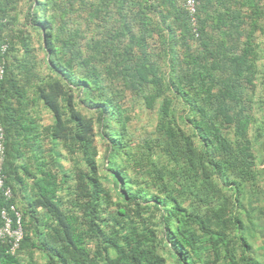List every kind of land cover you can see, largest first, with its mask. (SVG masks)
Returning <instances> with one entry per match:
<instances>
[{
    "label": "trees",
    "instance_id": "obj_1",
    "mask_svg": "<svg viewBox=\"0 0 264 264\" xmlns=\"http://www.w3.org/2000/svg\"><path fill=\"white\" fill-rule=\"evenodd\" d=\"M8 1L0 0V31L7 24L2 17ZM259 1L198 0V36H195L188 14L177 0H33L30 27L40 38L50 68L59 76H40L31 70L33 47L29 31H25L21 38L23 58L13 54L15 58L4 64L5 71L0 81V122L6 146L3 162L5 185L12 187V191L14 186L9 178L23 182L16 163L21 156L20 142L35 136L57 139L68 155L80 151L90 165L86 172L82 167L75 169L73 166L75 193L65 204L57 201L61 198L56 199L61 186L56 173L46 165L36 170V193L30 205L43 209L49 216V222L46 223L47 230L40 234L39 242L30 241L29 246L43 251L48 264H156L148 245L155 232L154 213L148 210L147 205L139 208V202H136V219L141 221L138 230L132 227L128 234L121 235L117 228L107 229L102 225L104 209L101 203L104 199L109 200L110 189L104 186L98 174L97 151L93 144L94 122L76 108L73 94L63 83L74 82V73L78 70L84 71L78 76L83 83L78 100L86 108L101 110L103 134L110 142L107 167L118 182L117 192L124 196L126 203L142 194L140 190L130 193L128 189H132L128 184L131 180H126L120 173L125 166L122 161L132 162L134 154L126 149L129 145L121 133L125 122L123 110L114 93L110 96L108 89L103 88L101 74L96 68L99 62H106L104 67L109 79L124 84L116 94L118 97H123L122 92L129 89L128 92L136 97L141 96L147 107H153L160 98L157 126L164 132L165 142L161 147L171 167L167 176L157 164L153 169L160 180L165 177L174 179L181 189L168 190L167 183H163L168 192L164 197L153 194L152 198L160 207L170 248L173 251L183 248L178 256L180 264H184L185 252H197L198 246L215 251L226 246L224 229L234 232L241 229L243 221L237 208L242 206V202L244 211L248 206L241 199L245 192L242 190L243 180L238 178L237 172L248 169L250 162L247 158L252 155L226 139L221 125L233 124L236 135H246L249 115L244 111L246 104L239 94L244 84L254 83L257 72L256 60L260 52L258 45L248 38L251 29L247 30L246 24L249 20L254 25L260 16ZM75 11L79 12L82 23L72 19ZM92 26L97 29L98 37L89 40L87 34ZM215 31L220 35L215 36ZM242 36L246 38L242 40ZM176 39L179 40L178 50L173 48ZM6 42L7 48L2 53L0 40V63L10 47L14 49L12 42ZM156 42L159 43V51L155 50ZM194 44L197 47L192 49ZM236 48L239 52H235ZM161 54L171 64L167 75L164 73L168 88L185 101L189 99L188 112L197 115V119L189 115L185 119L198 132L204 143L202 148L196 145L193 133H187L177 125L172 116L174 103L164 87ZM214 61L224 66L228 73L215 74L216 69L211 67ZM29 89L53 115V121L38 131L25 122L30 104ZM151 146L144 141L139 150L148 154ZM20 167L31 170L26 165ZM178 178L184 179L185 185L182 186ZM177 189L179 193L174 195ZM183 196L188 200L187 205L180 200ZM216 201L217 205H212ZM125 202L109 211L122 218L115 219L113 225L125 219ZM10 204H13V191L9 200L0 193V208ZM200 206L204 207L202 213L198 212ZM227 213H231V217ZM10 215L15 218L14 213ZM20 221L22 226V215ZM194 229H201L202 233ZM22 232L15 254L7 252V244L0 241L4 255L2 263L21 264L16 255L22 244L30 240L23 227ZM240 236L237 235L242 247L240 258L228 255V264H252L246 253L251 245L244 235ZM110 248L117 255L110 257Z\"/></svg>",
    "mask_w": 264,
    "mask_h": 264
},
{
    "label": "rangeland",
    "instance_id": "obj_2",
    "mask_svg": "<svg viewBox=\"0 0 264 264\" xmlns=\"http://www.w3.org/2000/svg\"><path fill=\"white\" fill-rule=\"evenodd\" d=\"M177 1L181 8H183V0ZM33 8V0H9L7 2L6 11L4 12V17H2L4 18L2 21L7 20V24L5 28L0 31V40L2 43L6 41L12 42V45L14 44V49L12 50L10 47L9 53L6 54L7 56H5V58H2V61L5 64V62L13 60L15 58L12 56L13 54L17 55L19 59L23 58L21 38L25 31H29L30 45L33 47L32 52L34 56L31 59V70L40 76L51 75L52 77H58L59 75L49 66L47 53L41 47L40 38L30 27ZM258 9L260 11V16L256 23L254 25L250 24L248 20L246 24V29H251V35L248 38H251L258 45L260 52L256 60L257 72L253 80L254 83L244 84L239 94L241 101L246 104L244 111L249 115L246 135L245 137L236 135L233 124L221 125L222 135L226 139L230 140L235 147H243L252 155L251 158H247V161L250 162L248 169L238 170L237 172L239 175L238 178L243 180L242 190L245 192L244 197L242 193L241 199H243L244 204H247L248 210L244 211L243 202L242 206L237 208V212L243 221L241 229H237L240 231L235 230L234 232L224 229L226 235L225 239L227 241L226 246H221L217 251L202 246H198L197 252L186 251L184 264H228V255L233 256L235 259H239L242 247L240 245L241 240L237 238V235L239 237H241L240 235H244L246 240L250 243V248L252 250L249 249L246 253L251 257L252 264H264V253L263 255L259 254V250H264V0L259 1ZM78 14L79 12L75 11L72 19H74V22L77 21L78 23H82V19L78 17ZM42 16L43 14H41L40 18ZM93 27L94 26H92V29L89 30L87 34V39L89 40L93 37H98L96 33L97 29ZM208 30L210 31L209 28ZM214 35L218 36L220 34H218V31H215ZM14 36L16 37L13 38ZM245 38L246 36H242V40ZM178 42V39L174 42L173 48L175 50L180 49ZM158 45L159 43L156 42V51L160 50ZM192 47V49H195L197 45L194 44ZM235 52H239V48H236ZM163 58L164 54H161L160 67L161 70L164 71L163 74L166 73L167 75L171 64L168 59ZM105 65L106 62H99L96 68L101 74L100 79L102 80L103 88L108 89L107 93H109L110 96L114 93L116 101L123 110L122 116L125 122L124 127L121 129V133L129 145L126 149L134 154L133 163L126 160L122 161V165L125 164V166L121 169L120 173L125 176L126 180H131L128 186L132 190L127 188L130 193L135 192V190H140L142 194L138 198L132 197L129 203H126L124 201V196L119 195L117 192L116 187L118 182L111 174L110 168L107 167V154L110 149V142L107 141L103 134L101 110L100 108H86L78 100V95H80L83 89V83L78 76H81L84 71L80 69L74 73V76H76L73 77L74 82L63 81L66 90L73 94L76 108H79L84 114L90 116L94 122L93 144L97 151L95 161L98 174L104 186L110 189V195L108 196L109 200L104 199L101 203V207L104 209L101 215L102 225L107 229L117 228L121 235L128 234L132 227H136L138 230L141 221L136 219L138 216L136 214V202H139V208L143 205H147L148 210L154 213L153 221L155 232L153 241L148 244L155 256L154 263L180 264L178 256L183 248L180 247V250L177 251H173L170 248L169 240L164 232L160 207L155 205L156 202L153 201H156V199L152 198L153 194L164 197L168 192L165 190L166 187L163 183H167L166 186L168 190L176 188L181 189L177 186L174 179L168 180L165 177L164 180H160L153 169V165L157 164L156 166L161 167L164 171L163 174L167 176L171 167L168 156L161 147L163 142H165L164 132L157 126V109L160 107V98L157 99L153 108L147 107L141 96L136 97L128 92L129 89L122 92L123 97H118L116 94H118L119 89H121L124 84L119 80L113 81L109 79L105 72ZM211 67L216 69L215 74L220 75L228 73L227 69L217 61L212 62ZM86 77L89 78L88 76ZM163 81H165L164 87L166 88V94L172 98V102L174 103L171 110L176 124L182 127L187 133H193L196 145L201 148L204 147V143L200 139L198 132L194 129L193 124L185 119L186 115L197 119L195 113L188 112L187 103L189 99L185 101L181 96H176L175 92L172 90L170 91L168 88L169 83L167 82V76L165 77V74ZM27 95L28 98H30L28 99L30 104L27 108V114L25 115V122L38 131L43 125L50 124L53 121V115L41 101L36 99L31 89H29ZM29 122L31 124H29ZM29 136H31V134H29ZM246 140L247 142L245 143ZM144 141H148L152 145L148 154H143V150H139ZM23 142H20L22 143L20 146L21 156L16 160V163L19 165L18 173L23 178V182L15 180V178H9L8 181L14 186L12 190L13 204L19 214L22 215L23 231L24 233H28L30 240L22 244L16 258L21 264H48L47 256L43 251L32 249L29 246L30 241L35 243L39 242V236L47 230L46 223L49 222V216L43 209L34 208L30 205L36 193L34 185V179L36 175H38L36 170L41 165H46L47 168L56 173L61 185L58 189L56 199L61 198L57 201L60 203L64 202L65 204L75 193L74 171L76 167H82L84 172H86L89 170L88 167H90V165L80 151H76L72 156L68 155L63 144L57 139L52 140L48 137L35 136ZM29 142L31 144H29ZM123 158L124 156H122V159ZM20 165H26L31 170L26 171L22 169ZM73 166H75V169ZM178 180L182 182V186L185 185L186 182L184 179L181 180L178 178ZM9 182L8 185L11 187ZM178 189L174 191V195H178ZM183 194L184 193H182V195ZM180 197H178V199ZM180 200L183 205H187L186 203H188V200H186L185 196ZM124 202L127 206V214L124 220L128 221V223L122 220L113 225L115 219L122 218L118 214L112 215L109 211L118 208L119 203L123 205ZM212 205L216 206L217 201L213 202ZM203 210L204 207H198L199 213H202ZM144 216H146V214ZM228 217H231V213ZM194 230L202 233L201 229ZM119 243H121V241H119ZM109 251L110 257L117 255V252L114 251L113 248H110ZM255 251H257V253H255ZM3 259L4 255H2L0 248V264H4L2 263Z\"/></svg>",
    "mask_w": 264,
    "mask_h": 264
},
{
    "label": "built area",
    "instance_id": "obj_3",
    "mask_svg": "<svg viewBox=\"0 0 264 264\" xmlns=\"http://www.w3.org/2000/svg\"><path fill=\"white\" fill-rule=\"evenodd\" d=\"M183 6L188 14L191 25L193 26V31L195 36H198L196 30V14L198 0H183ZM7 48V43L1 44V52L3 53ZM4 62L0 63V81L4 75ZM6 146H5V136L3 127L0 122V193L4 196L6 200H9L12 196L11 189L5 185V176L3 174V162L5 158ZM10 212L15 214V218L11 217ZM20 214L15 209L13 204L8 207L2 206L0 208V241L7 244L6 251L10 254H15L20 245L22 239V226L20 221Z\"/></svg>",
    "mask_w": 264,
    "mask_h": 264
},
{
    "label": "crops",
    "instance_id": "obj_4",
    "mask_svg": "<svg viewBox=\"0 0 264 264\" xmlns=\"http://www.w3.org/2000/svg\"><path fill=\"white\" fill-rule=\"evenodd\" d=\"M252 250V249H250ZM255 253H257V251H255ZM264 251L263 250H259V254L263 255Z\"/></svg>",
    "mask_w": 264,
    "mask_h": 264
},
{
    "label": "clouds",
    "instance_id": "obj_5",
    "mask_svg": "<svg viewBox=\"0 0 264 264\" xmlns=\"http://www.w3.org/2000/svg\"><path fill=\"white\" fill-rule=\"evenodd\" d=\"M14 205V204H13ZM10 213H12V212H10Z\"/></svg>",
    "mask_w": 264,
    "mask_h": 264
}]
</instances>
